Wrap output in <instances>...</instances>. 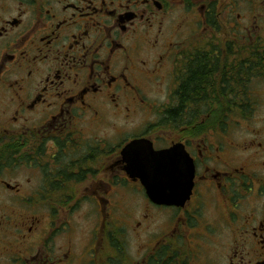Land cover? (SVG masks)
<instances>
[{
	"label": "flooded vegetation",
	"instance_id": "af4514ba",
	"mask_svg": "<svg viewBox=\"0 0 264 264\" xmlns=\"http://www.w3.org/2000/svg\"><path fill=\"white\" fill-rule=\"evenodd\" d=\"M263 83L264 0H0V264L101 261L122 193L130 264H264V114L249 138L228 123L264 112ZM152 85L166 103L147 109ZM141 110L163 123L126 136L115 119ZM137 139L182 146L194 167L182 204H152L126 174ZM55 197L67 213L94 205L79 250L69 223L55 229Z\"/></svg>",
	"mask_w": 264,
	"mask_h": 264
},
{
	"label": "rangeland",
	"instance_id": "374dc122",
	"mask_svg": "<svg viewBox=\"0 0 264 264\" xmlns=\"http://www.w3.org/2000/svg\"><path fill=\"white\" fill-rule=\"evenodd\" d=\"M152 87L155 88V85H152ZM157 91L158 89L155 88L154 93L149 92L147 94V109H150L149 106H152L150 105L152 103H166V101H164L161 96H157ZM260 114H264V112L261 109H258L256 115H249L250 120L247 122L239 117H235L234 115L230 116L232 117L228 120L231 130L230 134L235 136V132L237 131H246L245 133H242L247 138H249V129L256 126V123L257 125L259 124L258 116ZM160 122L163 123V116L157 113L154 114V112H149V110H141L140 112H135L131 115H128V118H125V116H119L115 119V125L120 126L121 130H125L124 133L126 136L137 135L142 133L144 130H150L149 127L152 126V124L158 125ZM116 143L117 141L114 142V146ZM27 172L28 170L26 168H23V175H25ZM121 184L122 182L119 181V185ZM119 192H121V190ZM133 198L134 197H132V195L128 193H122L121 195L114 197V200L117 201L116 206L119 209L114 210V213L111 215V218H103V232L102 235H99V238L103 240L102 248L101 252L97 254V256L95 255L97 258L102 255V260L99 262L94 261L90 264H130L132 252L133 250H135V247L137 245L136 240H134V237L131 234V226L128 221L129 207L134 200ZM67 199L68 198L65 197L54 198L55 216L60 217V221L56 223L55 229L61 231V225L59 224V222L66 224V226L69 223V226L71 228L70 238L76 244L77 250H79L80 247L85 242H87L90 230L94 228L95 224H98L97 213L94 209V205L91 203L90 198H83L82 202H80V205L76 207L75 210H73L75 212L71 211L67 213L65 210H62V208H64L63 206L65 205L62 202H65ZM26 204L29 205L26 209L29 213L30 211H35L32 208L35 204L32 205L28 202H26ZM39 205V210H41L40 208L45 209L43 207L45 206V204L40 203ZM113 233L114 236L119 234V236H117L118 238L115 239V242L117 241V245L121 243V247L118 249L117 252L114 249V245H111V241L108 238V234ZM65 236L68 235L63 231L59 234L54 235L53 239L56 246L62 245L63 242L66 241Z\"/></svg>",
	"mask_w": 264,
	"mask_h": 264
},
{
	"label": "water",
	"instance_id": "95a60500",
	"mask_svg": "<svg viewBox=\"0 0 264 264\" xmlns=\"http://www.w3.org/2000/svg\"><path fill=\"white\" fill-rule=\"evenodd\" d=\"M121 156L126 174L140 181L154 204L178 206L190 196L194 169L182 146L155 151L149 141L135 140Z\"/></svg>",
	"mask_w": 264,
	"mask_h": 264
},
{
	"label": "trees",
	"instance_id": "16d2710c",
	"mask_svg": "<svg viewBox=\"0 0 264 264\" xmlns=\"http://www.w3.org/2000/svg\"><path fill=\"white\" fill-rule=\"evenodd\" d=\"M171 115H173V113H171L170 115L168 114H166V117H168L169 119L171 118V119H174V116H171ZM219 117H221L220 115H215V119L216 120H218V119H220ZM112 236H114V233L113 234H108V237L109 238H111ZM117 236H119V234H117V235H115L114 236V239H116V238H118ZM121 239V238H120ZM121 247V243L120 244H118L117 245V241L115 242V240H114V249H115V251L117 252L118 251V249Z\"/></svg>",
	"mask_w": 264,
	"mask_h": 264
}]
</instances>
